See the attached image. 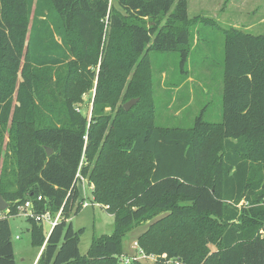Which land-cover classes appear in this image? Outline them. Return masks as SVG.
<instances>
[{
    "label": "trees",
    "instance_id": "obj_1",
    "mask_svg": "<svg viewBox=\"0 0 264 264\" xmlns=\"http://www.w3.org/2000/svg\"><path fill=\"white\" fill-rule=\"evenodd\" d=\"M115 2L0 0V195L10 208L0 218V264H16L9 217L26 200L39 212L63 210L50 233L28 219L31 243L43 248L36 264H121L123 237L163 213L137 241L155 264H264V34L215 25L225 38L222 121L203 113L189 128L165 127L135 117L113 126L103 146L107 124L88 123L73 103L91 85L81 76L98 64L104 32L94 110L118 74L108 56L138 61V75L150 53L178 52L186 73L200 40L188 0ZM101 144L92 169L82 165ZM78 171L115 216L113 234L94 238L86 254L84 229L70 220Z\"/></svg>",
    "mask_w": 264,
    "mask_h": 264
},
{
    "label": "rangeland",
    "instance_id": "obj_2",
    "mask_svg": "<svg viewBox=\"0 0 264 264\" xmlns=\"http://www.w3.org/2000/svg\"><path fill=\"white\" fill-rule=\"evenodd\" d=\"M110 6L118 7L115 0H110ZM188 11L190 18L196 19L193 31L195 35H199L200 40L197 47H194V42L192 43L193 50L187 63V72L179 69L178 52L150 53L149 67L145 66L138 75V61L127 64L130 56L112 54L110 58L108 56V70H115L118 74L116 77L109 76L105 89L99 92L100 103L94 110L99 71L107 42V35L104 32L98 64L86 67L87 74L81 76L85 82L89 79L85 85H91L77 95L73 103L75 112L84 116L88 123L94 118V122L107 124L102 137L103 146L106 138L107 141L111 140L110 131L113 126L128 123L135 117L165 127L189 128L203 113L207 121H222L225 38L222 30L215 25L222 28L235 26L252 34H264V0H188ZM133 98H137L138 101L128 110L129 112H124V104ZM131 112L133 114H130ZM101 148L102 144L96 148L97 155L91 163L84 152L82 165H90L92 169ZM7 152L10 153L8 149ZM4 158L3 154L0 166ZM127 173L130 175L129 171ZM81 176L77 183L79 200L73 206L70 220L75 229H84L79 248L81 254H86L94 238L113 234L115 216L107 205L94 201L92 193L94 184L90 181L89 175ZM79 202L82 204L81 210L74 214V207L76 208ZM164 215L165 213L142 222L123 237L121 264L128 259L131 262L155 264L156 260L150 255L157 259V254L149 255L144 250L140 251L141 248L135 243L155 220ZM9 220L16 264H36L43 248L33 246L31 243L32 223L20 212L11 215ZM50 226L44 222L46 233H49ZM16 235H19V238ZM210 248L214 250L215 246L210 245ZM165 256L167 257L166 254ZM168 261V264H175V258Z\"/></svg>",
    "mask_w": 264,
    "mask_h": 264
},
{
    "label": "built area",
    "instance_id": "obj_3",
    "mask_svg": "<svg viewBox=\"0 0 264 264\" xmlns=\"http://www.w3.org/2000/svg\"><path fill=\"white\" fill-rule=\"evenodd\" d=\"M79 177H82L80 171H78V173H77V178L75 181L76 186L78 185L77 183H78ZM42 199H43L42 196H38V200H42ZM85 205H87V204H85ZM18 210H19L18 212H20V214L24 215L27 219H29V218L34 219L35 221H37L39 223H44V222L49 223L51 225L50 226L51 229H50L49 233L52 231V229L55 227V225L61 220L62 211H63L61 209L55 215H53L51 213V211H49V210H47L45 212H39L36 209V206H35V203L33 200H26L24 203L19 205ZM9 211H10L9 207L6 210H2L0 208V218L8 216ZM16 237L19 238V235H17ZM135 244H136V246L138 245L137 242ZM140 251H142V250L140 249ZM153 256L154 255H150V257H152L153 259L156 260V258H154ZM163 257L166 258L165 254L163 255ZM168 260H167V264L169 262ZM130 262H131V260L128 259L125 263H130ZM174 263L179 264L178 259L175 258Z\"/></svg>",
    "mask_w": 264,
    "mask_h": 264
},
{
    "label": "water",
    "instance_id": "obj_4",
    "mask_svg": "<svg viewBox=\"0 0 264 264\" xmlns=\"http://www.w3.org/2000/svg\"><path fill=\"white\" fill-rule=\"evenodd\" d=\"M137 98H133L131 100H129L128 102H126L124 104V108L126 110H129L136 102H137ZM53 152V150L51 148L47 149V153L48 155H51ZM9 207V203L0 195V208L2 210H6Z\"/></svg>",
    "mask_w": 264,
    "mask_h": 264
},
{
    "label": "crops",
    "instance_id": "obj_5",
    "mask_svg": "<svg viewBox=\"0 0 264 264\" xmlns=\"http://www.w3.org/2000/svg\"><path fill=\"white\" fill-rule=\"evenodd\" d=\"M17 236V235H16Z\"/></svg>",
    "mask_w": 264,
    "mask_h": 264
}]
</instances>
